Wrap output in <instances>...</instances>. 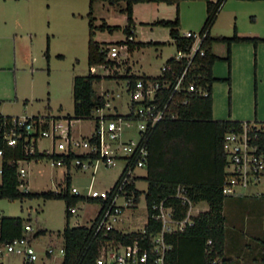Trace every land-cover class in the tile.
<instances>
[{
	"label": "rangeland",
	"instance_id": "374dc122",
	"mask_svg": "<svg viewBox=\"0 0 264 264\" xmlns=\"http://www.w3.org/2000/svg\"><path fill=\"white\" fill-rule=\"evenodd\" d=\"M89 3V0H0V110L3 113L21 116L51 114L59 116L65 122L67 116L74 115V76L91 71L102 75L101 80L94 82V88L97 93H107L110 107L94 111L89 118L72 120L74 135H90L101 113L117 111L125 114L129 111L130 93L127 90L128 80L124 75L128 64H133L132 59H138L139 64L142 63L150 73L156 75L160 73L163 63L177 53V46L168 27L136 22L135 41L154 40L162 43L136 48L133 54L129 52L130 61L120 60L118 57L120 64L114 66H90ZM161 5L172 12L173 17L176 15V4ZM124 6V1L115 5L97 1L94 6L95 24L99 25L106 20L109 24H117L123 28L127 23V15L121 11ZM178 6L180 32L200 31L207 14L206 0H180ZM144 10L151 12L150 9ZM235 25L243 35L254 32L264 34V0H225L217 21L212 26V34L232 35ZM122 28L114 32L97 30L95 38L103 42L125 39L127 33ZM215 46L220 52H224L226 47L223 42H217ZM235 47L237 57L232 67V84L223 81L214 83V118L236 117L243 121L261 123L264 121V42L260 44L257 54L252 44L241 43ZM135 63L134 69L138 67L137 61ZM227 69L226 61H218L214 65L216 74L228 75ZM229 103L232 117L228 114ZM137 136L136 125L126 129V138ZM50 143V139H42L40 147H48ZM1 163L0 157V167ZM20 165L26 168L24 184L20 186L24 190L58 191L67 185V165H58L51 157L25 160ZM123 165L124 161H119L114 166L99 163L93 173V167L83 170L73 164L70 168V192L73 194L72 187H76L79 194L84 196L92 195L93 192L105 194L114 186ZM138 172L144 175L146 173L144 169H138ZM147 183L144 178L137 180L141 189H145ZM238 200L239 205L228 201L224 207L228 227L226 255L231 260L229 264H250L255 262V257L258 258L257 264H261L259 239L263 235V200L254 196ZM119 202L123 203L124 198L120 197ZM73 206L77 210L71 216V224L79 225L90 224L101 204L80 198ZM208 207V202L204 201L191 212L197 214L199 209L205 210ZM124 210L120 219L128 214L132 224L126 227L128 222H125L123 229L142 230L147 216L145 194L141 195L137 206L126 207ZM0 215L31 217L29 224L33 232L41 228L47 229L45 234L32 239L38 254L36 260L28 261L23 255L8 252L4 244H0V248H3V252H0V264L61 263L64 255L61 231L67 222L65 199H48L42 196L0 198ZM50 246L53 247V252L47 254L46 250Z\"/></svg>",
	"mask_w": 264,
	"mask_h": 264
},
{
	"label": "trees",
	"instance_id": "16d2710c",
	"mask_svg": "<svg viewBox=\"0 0 264 264\" xmlns=\"http://www.w3.org/2000/svg\"><path fill=\"white\" fill-rule=\"evenodd\" d=\"M89 38H88V63L105 64L114 66L115 60L106 59V53L101 51V45L107 42L99 41L95 38L97 30H108L114 32L122 26L109 24L104 20L101 24H95L94 2L105 1L110 4L125 2L121 11L127 15V23L122 28L127 33V37L135 32V20L133 17V6L138 2H166L178 5L180 0H89ZM225 0H206L207 14L201 30H207L208 34L204 39L203 46L206 48V55L199 60L203 67L200 69L201 78L198 80L208 89L207 95L193 94L189 102L179 106L180 116L176 119H166L160 121L148 134L149 157L146 165V175L136 176L135 180L144 178L148 182L146 190L137 187L136 181L127 184L126 189L135 196V206L140 201L141 195L145 194L148 210L147 220L143 230L123 232L117 228L110 230L106 235L103 232L96 233L95 224L100 214L108 205L110 197L123 177L119 175L114 186L107 192V198L102 196H89L70 192V181L59 191H30L21 189L24 180L20 178L18 172V160L20 159H41L44 157L57 158L61 154H50L36 152L31 155L25 153L22 144L16 146H6L1 163V183L0 198H34L44 197L48 199L66 200L67 222L61 234L63 236L64 255L60 264H101L102 247L108 241L120 240L129 244L138 241L142 246H150V236L161 229L160 221L153 216L154 202L164 201L165 205L173 206L175 217L184 218L190 207L189 203H182L176 196L177 188L182 185L186 188L187 194L195 204L202 200L209 203V209L199 212L193 216V224L187 225L184 231L168 234L167 240L171 242L172 249L166 255V264H228L229 258L226 256V246L228 234L224 214V204L227 196L222 191L225 177L226 154L223 148V140L226 132L230 130H240L244 121L235 119H215L213 117V91L212 85L216 78L213 76L212 65L218 59L228 61L231 68V44L233 41L248 40L255 44L264 38L241 37L237 32L232 36H211V28L217 20L218 13ZM153 24L167 26L170 29L171 37L176 41L179 48L188 49L192 39L181 37L179 10L174 19L157 20ZM215 41H224L228 45L227 55L221 57L213 52L212 46ZM130 51L136 47L150 44H161L162 42L128 41ZM49 49L46 50V56ZM167 62H173V58H168ZM131 82L139 77L136 74L124 75ZM102 75L89 72L84 75H76L73 78V98L74 115L67 116L74 118H89L94 111L104 108L107 103L106 93L100 94L95 91L94 82L101 80ZM231 82V70L226 78ZM48 108L50 106L48 105ZM38 115H34L36 117ZM112 116V115H108ZM11 117V115H7ZM47 117V116H46ZM264 125V121L262 122ZM264 148V133H261L256 140ZM78 156L70 153L66 156V161ZM81 156V155H79ZM245 198L251 196H237ZM263 200L264 216V195L254 196ZM87 198L90 201L100 202L101 208L91 224L70 225V208L80 199ZM264 221V218H263ZM31 222V217L23 216H0V244H5L24 235L25 224ZM46 228H41L30 233L31 240L40 234H45ZM212 240L209 244L208 241ZM261 264H264V223L263 235L260 237ZM217 258L220 260L214 262ZM154 264L152 259L148 263Z\"/></svg>",
	"mask_w": 264,
	"mask_h": 264
},
{
	"label": "built area",
	"instance_id": "2783aa9c",
	"mask_svg": "<svg viewBox=\"0 0 264 264\" xmlns=\"http://www.w3.org/2000/svg\"><path fill=\"white\" fill-rule=\"evenodd\" d=\"M207 34V30L180 32L181 37L192 39L189 48L177 47V53L171 56L173 62L166 60L160 67V73L141 75L132 82L128 80L129 111L125 114L101 113L90 135H74L71 129L73 119L68 117L63 122L62 118H48L40 114L36 117H7L0 112V157H3L6 146L22 144L27 155L43 151L61 154L62 156L53 158L58 165H67L66 156L70 153L77 154L78 156L72 158L69 163L83 170L93 167V173L99 163L114 166L117 162L124 161L120 173H123V177L95 224L96 233L103 232L106 235L116 228L124 208L136 204L134 194L129 193L126 186L132 181H137L135 177L139 176L138 169H146L149 132L160 121L178 118L180 114L177 108L188 103L191 95L209 93L208 89L198 82L202 75L200 69L203 67L199 58L206 55L203 42ZM134 39L131 34L125 39L107 42L101 45V51L106 53V59L120 63V60L129 58L128 41ZM174 42L176 44L175 40ZM118 57L121 59L117 60ZM109 105L110 102L107 101L106 106ZM135 125L137 138H126V129ZM261 133H264L263 123L251 121H244L240 130L226 132L223 140L226 167L222 186L226 196L264 195V148L256 142ZM42 139H50L51 144L41 150L39 142ZM25 160L27 159L18 160L21 179L26 175V168L20 163ZM72 191L79 194L76 187H72ZM107 192L103 195L93 192L91 196H102L106 199ZM176 196L182 203L190 205L184 218L175 217L174 207L165 205L163 200L154 202L153 216L160 221L161 229L150 236V246L144 247L138 241L129 244L120 240L108 241L103 246L99 263L142 264L152 259L154 264H166V255L172 249L167 235L184 231L187 225L193 224V216L190 214L193 204L186 188L179 185ZM120 197L124 198L123 203L119 202ZM74 210L75 207L72 206L70 211ZM33 231L31 224H25L24 235L5 243L6 250L23 255L28 261L36 260L38 254L30 238ZM208 243L211 244L212 240ZM62 251L64 253L63 247ZM0 252H3V248H0ZM46 252L51 254L53 247L50 246ZM219 260L217 258L214 262Z\"/></svg>",
	"mask_w": 264,
	"mask_h": 264
},
{
	"label": "crops",
	"instance_id": "0c3cea01",
	"mask_svg": "<svg viewBox=\"0 0 264 264\" xmlns=\"http://www.w3.org/2000/svg\"><path fill=\"white\" fill-rule=\"evenodd\" d=\"M215 1V0H214ZM97 1H95L94 2V6H95V3H96ZM166 2H138V3H135L134 4V6H133V17H134V20H135V22H141V23H149V24H152V25H157V24H153L155 21H157V20H162V19H174L175 17H176V15H177V9L179 10V6L178 5H176L177 6V9H176V15L173 17V14H172V12H169L168 11V9L166 8V7H164V6H162L161 4H165ZM155 4H158V5H155ZM167 4H169V3H167ZM141 8H143V9H141ZM144 9H150V11L151 12H145V10ZM167 9V11H165ZM221 9H222V6H221V8H220V11H221ZM142 10V11H141ZM220 11H219V13H220ZM219 13H218V16H219ZM127 17V16H126ZM140 17H143V18H141L140 19ZM144 17H146V18H144ZM149 17V18H148ZM218 18V17H217ZM143 19V20H142ZM217 21V20H216ZM215 24V23H214ZM135 27H136V24H135ZM167 27V26H166ZM169 28V27H168ZM180 29V28H179ZM212 29V28H211ZM235 31L237 32V35L238 36H241V37H259V38H264V34H261L260 32H254V34H249V35H243V34H240V32H239V30H238V28H237V26L235 25V27H234V33H235ZM136 32H134V37L136 36V34H135ZM233 33V34H234ZM169 34H170V29H169ZM232 34V35H233ZM232 35H229V36H232ZM171 36V35H170ZM211 36H213V37H219V36H228V35H218V36H215V35H213L212 34V30H211ZM97 40H99V39H97ZM99 41H103V40H99ZM135 41V40H134ZM150 41H154V40H150ZM144 42H146V41H144ZM147 42H149V41H147ZM154 42H160V41H154ZM217 42H223V43H225V45H226V47H225V50H224V52H220L217 48H216V43ZM262 42H264V40H259L258 42H257V44H255L253 41H248V40H238V41H233L232 42V44H231V68H230V66H229V63H228V61L227 60H225V59H218V60H216L214 63H213V65H212V72H213V76L214 77H216V78H220V79H218V80H215L214 82H213V85H212V91H213V87H214V83L216 82V81H223V82H228L230 85L232 84V67L234 66V64H235V62H236V57H237V55H236V52H237V50H236V45L237 44H241V43H247V44H252V46H254V52H256V54H257V50H259L260 49V44L262 43ZM136 48H140V47H136ZM136 48H134V50L133 51H130V53L131 54H133L135 51H136ZM253 48V47H252ZM212 49H213V52L215 53V54H217V55H219V56H221V57H225L226 55H227V50H228V45H227V43L226 42H224V41H215L214 43H213V46H212ZM130 59V57L128 58V60ZM130 61V60H129ZM132 61H133V64H128V68H127V70H126V74L127 75H130V74H136V75H139V76H141V75H153L152 73H150L149 72V70L148 69H146L145 67H144V65L141 63V64H139V60L138 59H132ZM137 61V63L139 64H137V66L138 67H136L135 69L133 68V65H135L136 62ZM218 61H226L227 62V65H228V69H227V72H228V75H225V74H216L215 73V71H214V65L216 64V62H218ZM127 62V61H126ZM233 64V65H232ZM230 70H231V82H229L228 80H226V78L229 76V73H230ZM125 74V75H126ZM128 80V79H127ZM229 98H230V101H231V91H232V89H231V87L229 88ZM100 94H103V93H100ZM107 94V93H106ZM212 95H213V93H212ZM107 101H109L108 99H107ZM110 102V101H109ZM231 103V102H230ZM229 103V113L228 114H230V117H232V115H233V112H232V110H231V104ZM109 107H110V105H109ZM116 107V106H115ZM0 112L2 113V114H5V113H3L1 110H0ZM114 112H117V111H113V112H109V113H114ZM119 113V112H118ZM215 111H214V97H213V117H215L216 118V116H215ZM40 114V113H39ZM5 115H11V116H21V115H19V114H5ZM38 115V114H37ZM40 115H44V116H47V117H51V118H59V116H53V115H51V114H40ZM226 119H229V118H226ZM230 119H235V120H241V119H238V118H236V117H234V118H230ZM241 121H243V120H241ZM41 141V140H40ZM51 144V143H50ZM39 146H40V142H39ZM41 148V147H40ZM43 148H41V150H42ZM24 162V161H23ZM73 164H71V163H68L67 164V167H68V170L66 171V182H67V180H69L70 181V183H71V179H72V175H71V170H70V168H71V166H72ZM77 167V166H76ZM79 168V167H78ZM145 170V172H146V169H144ZM139 173V172H138ZM1 174V173H0ZM145 175H146V173H145ZM144 174H141V173H139V176H145ZM26 176V175H25ZM24 176V177H25ZM24 177H23V180H24ZM0 183H1V179H0ZM136 185H137V181H136ZM147 186H148V183H147ZM137 187H138V185H137ZM21 188V187H20ZM139 189H141L140 187H138ZM22 189V188H21ZM147 189V187L145 188V189H141V190H146ZM59 191V190H58ZM107 191H109V190H107ZM106 191V192H107ZM144 194V193H143ZM81 195V194H80ZM89 196H91V195H88V196H86V197H89ZM239 198L237 197V196H227V198H226V200H225V204H224V207H225V205H226V203L229 201V202H233V203H235V205L237 206V205H239L238 203H239V200H238ZM205 200H202V201H200V202H197V203H195V204H193L192 206H191V208H190V214L192 215V216H195V215H197L199 212H201V211H204L203 209H199L198 210V212H197V214H193L191 211L194 209V208H196L200 203H202V202H204ZM207 202V201H206ZM101 204V203H100ZM209 204V203H208ZM253 205V204H252ZM75 207V206H74ZM100 208H101V206H100ZM100 208H99V210H100ZM146 209H147V205H146ZM209 209V207L207 208V209H205V210H208ZM76 210H77V208L75 207V210L72 212V211H70L71 212V216H72V214L74 213V212H76ZM99 210H98V212H99ZM125 211V210H124ZM130 211H131V209H130ZM98 212H97V214H98ZM97 214H96V216H97ZM1 216V215H0ZM71 216H70V225L71 226H77V225H72L71 224ZM95 216V217H96ZM147 216H148V210H147ZM147 216H146V218H145V221H144V223H143V228H142V230L144 229V224H145V222H146V220H147ZM94 217V218H95ZM94 218H93V220H94ZM129 218V215L128 214H124L123 216H121V219H120V221H119V225L121 226H116V228L117 229H119V230H121V231H123V232H131V231H134L133 229H123V227H124V223L125 222H128L127 224H126V227L127 226H129V225H131L132 224V219H128ZM92 220V221H93ZM134 221V220H133ZM227 222V221H226ZM92 223V222H91ZM90 223V224H91ZM263 223H264V221H263ZM79 225H83V224H79ZM86 225H89V224H86ZM227 227V226H226ZM227 229H228V227H227ZM137 231V230H136ZM102 249H103V247H102ZM227 250H228V246H226V253H227ZM227 256V255H226ZM227 257H229V256H227ZM261 256H259V258H260ZM253 260L255 261V262H251L250 264H257L258 263V258L257 257H255V258H253ZM230 261L231 260H229L228 261V264L230 263ZM261 261V260H260Z\"/></svg>",
	"mask_w": 264,
	"mask_h": 264
}]
</instances>
